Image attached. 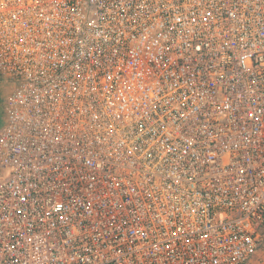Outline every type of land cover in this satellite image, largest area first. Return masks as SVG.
Here are the masks:
<instances>
[{"label": "built area", "instance_id": "obj_1", "mask_svg": "<svg viewBox=\"0 0 264 264\" xmlns=\"http://www.w3.org/2000/svg\"><path fill=\"white\" fill-rule=\"evenodd\" d=\"M0 264H264V0H0Z\"/></svg>", "mask_w": 264, "mask_h": 264}, {"label": "rangeland", "instance_id": "obj_2", "mask_svg": "<svg viewBox=\"0 0 264 264\" xmlns=\"http://www.w3.org/2000/svg\"><path fill=\"white\" fill-rule=\"evenodd\" d=\"M11 92L10 81L0 76V128L6 120V107L8 103V96Z\"/></svg>", "mask_w": 264, "mask_h": 264}]
</instances>
